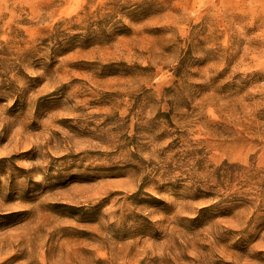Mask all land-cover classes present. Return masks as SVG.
I'll return each instance as SVG.
<instances>
[{
    "label": "rangeland",
    "instance_id": "obj_1",
    "mask_svg": "<svg viewBox=\"0 0 264 264\" xmlns=\"http://www.w3.org/2000/svg\"><path fill=\"white\" fill-rule=\"evenodd\" d=\"M0 264H264V0H0Z\"/></svg>",
    "mask_w": 264,
    "mask_h": 264
}]
</instances>
